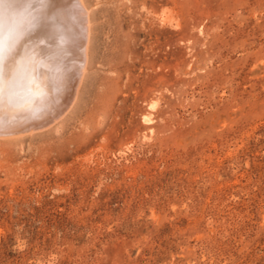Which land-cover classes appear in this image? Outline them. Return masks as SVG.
I'll return each instance as SVG.
<instances>
[{
  "label": "rangeland",
  "instance_id": "1",
  "mask_svg": "<svg viewBox=\"0 0 264 264\" xmlns=\"http://www.w3.org/2000/svg\"><path fill=\"white\" fill-rule=\"evenodd\" d=\"M35 1L0 0V264H264V0H81L89 57Z\"/></svg>",
  "mask_w": 264,
  "mask_h": 264
},
{
  "label": "bare ground",
  "instance_id": "2",
  "mask_svg": "<svg viewBox=\"0 0 264 264\" xmlns=\"http://www.w3.org/2000/svg\"><path fill=\"white\" fill-rule=\"evenodd\" d=\"M51 1V0H50ZM53 1V0H52ZM56 1H58V0H56ZM67 2H68V0H66ZM36 3H37V0L35 1ZM54 2V1H53ZM64 2V1H63ZM66 2V3H67ZM20 3V2H19ZM60 3V2H59ZM70 3H71V1H70ZM11 4V3H10ZM35 3H33V1L31 2H27V4L26 5H23V6H20L19 7V11L18 12H15V13H13V14H15L16 16H14V17H16V23H19V21H20V19H21V17L22 16H25V15H27V13H29L30 11H32V10H39L38 8H37V6L36 5H34ZM42 4V3H41ZM55 4H56V2H55ZM64 4V3H63ZM72 4V3H71ZM70 4V5H71ZM45 5V4H44ZM69 5V6H70ZM40 6V5H39ZM48 6V5H47ZM54 6V5H53ZM58 6V5H57ZM68 6V5H67ZM66 6V7H67ZM41 7V6H40ZM46 7V6H45ZM50 7V6H49ZM72 7H73V14H74V17H75V19L77 20V22L79 23V25H80V27H81V30H83V33H84V35H85V48H84V50H85V55H86V57H89V56H87L89 53V51H88V44H89V33H90V29H89V26H88V19H87V13H86V9H85V7H84V5L82 4V2H81V0H74V3H73V5H72ZM11 8V7H10ZM58 8H60V7H58ZM57 8V9H58ZM68 8V7H67ZM51 9V8H50ZM55 9V8H54ZM56 9V10H57ZM9 10H11V9H9ZM42 10H44V9H42ZM52 10V9H51ZM49 11V10H48ZM48 11H46V12H48ZM11 12V11H10ZM13 12V11H12ZM43 12V11H42ZM61 12V11H60ZM64 12V11H63ZM17 13H20V14H17ZM53 13H54V11H53ZM49 14H50V12H49ZM60 14V13H59ZM63 14V13H62ZM69 14V13H68ZM71 14V13H70ZM22 15V16H21ZM53 15V14H52ZM43 16V15H42ZM47 16H49V15H47ZM46 16V17H47ZM71 16H73V15H71ZM55 17V16H54ZM58 17V16H57ZM60 17V16H59ZM58 17V18H59ZM67 17V16H66ZM10 18V17H9ZM11 18H12V16H11ZM44 17H42V19H43ZM48 18V17H47ZM55 19V18H54ZM70 19H71V17H70ZM69 18H68V20L67 21H69L70 20ZM9 20V25L10 26H14V24L12 23V25H11V21L13 20L14 21V19H8ZM23 20V19H22ZM28 20H30V19H28ZM62 20V19H61ZM72 20V19H71ZM24 21V20H23ZM55 21V20H54ZM58 21H60L59 19H58ZM66 21V20H65ZM73 21V20H72ZM3 22H5L4 20H3ZM7 22V21H6ZM42 22V21H41ZM44 22V21H43ZM62 22H63V20H62ZM70 22V21H69ZM74 22V21H73ZM15 23V22H14ZM76 23V22H75ZM24 24V23H23ZM43 24V23H42ZM66 24V23H65ZM73 24V23H72ZM27 25V24H26ZM45 25V24H44ZM79 25L77 26V27H79ZM8 27L9 29H11V27ZM49 26V25H48ZM51 26H53V25H51ZM50 26V27H51ZM57 25H55L54 27H56ZM68 26H70V25H68ZM68 26H66V27H68ZM38 27V26H37ZM64 27V28H63ZM62 28H63V30L66 28L65 27V25L63 26ZM71 27V26H70ZM79 27V28H80ZM18 28V27H17ZM40 28V27H39ZM59 28V27H58ZM72 28V27H71ZM70 28V29H71ZM31 29V28H30ZM34 29H36V28H34ZM68 29V28H67ZM4 30H7V29H4ZM25 30V29H24ZM33 30V29H32ZM32 30L30 31V32H32ZM38 30V29H37ZM76 30H78V28H76ZM34 31V30H33ZM65 32H66V30H64ZM6 32V31H5ZM4 32V33H5ZM3 33V32H2ZM14 33H16V32H14ZM34 33H36V32H34ZM52 32H51V28H43V29H41L40 28V31L38 32V36H37V44L35 45V47L33 48V51L32 52H28L27 53V57H26V60L27 61H30L32 58H33V56L35 55V53H37V51H39L46 43H47V40L49 39V37H50V34H51ZM67 33V32H66ZM81 33V32H80ZM79 33V34H80ZM20 34V33H19ZM31 34H33V32L31 33ZM67 34H69V32L67 33ZM72 34H74V33H72ZM78 34V33H77ZM75 35V34H74ZM81 35V34H80ZM30 36V35H29ZM78 36V35H77ZM18 37V36H17ZM28 37V36H27ZM78 38H79V36H78ZM27 39V38H26ZM35 39V38H34ZM28 40V39H27ZM72 40H73V38H72ZM75 40V39H74ZM77 41H81V40H78V39H76ZM24 41V43H25V40H23ZM29 41V40H28ZM41 41H45V43H41ZM57 42V41H56ZM59 42V41H58ZM75 43V42H74ZM11 44V43H10ZM63 44V43H62ZM65 45V44H64ZM73 45V44H72ZM75 45H77V44H75ZM18 46V45H17ZM19 46H21L20 44H19ZM23 46H25V44L23 45ZM61 47V46H60ZM80 47V46H79ZM19 48V47H18ZM23 48H25V47H23ZM64 48V47H63ZM22 49H20L19 51H21ZM50 50H48V52H49ZM58 51V50H57ZM83 51V50H82ZM18 52V51H17ZM61 53V52H60ZM59 53V54H60ZM64 53V52H63ZM62 53V54H63ZM82 53V52H81ZM17 55V54H16ZM20 55V52H19V54L17 55V56H19ZM84 55V56H85ZM2 56V50H1V47H0V57ZM15 57V56H14ZM77 57V56H76ZM83 57V56H82ZM86 57H84L85 59H86ZM17 58V57H16ZM36 58V57H35ZM10 60L12 59V58H9ZM20 59H22V58H20ZM38 59V58H37ZM43 59V58H42ZM67 59V58H66ZM40 60V59H39ZM73 60H76V59H74L73 58ZM89 60V59H88ZM13 61V60H12ZM44 61V60H43ZM64 62H65V60H63ZM82 61V60H81ZM5 62V61H4ZM14 62H17V61H14ZM62 62V61H61ZM76 61H74L73 63H75ZM87 62V61H86ZM12 63V62H11ZM23 63V62H22ZM47 63H48V61H47ZM50 63V62H49ZM51 63H52V61H51ZM66 63V62H65ZM67 63H68V61H67ZM70 63H72V62H70ZM9 64V63H8ZM24 64V63H23ZM61 64H63V63H61ZM77 64H78V62H77ZM82 64V63H81ZM6 65H7V63H6ZM11 66H12V64H10ZM9 65V66H10ZM65 65V64H64ZM70 65V64H69ZM19 66H22V65H19ZM26 66H28V65H26ZM62 66V65H61ZM66 66V65H65ZM64 66V67H65ZM79 66V65H78ZM84 66H86V65H84ZM83 66V67H84ZM6 67V66H5ZM7 67H8V65H7ZM17 67V66H16ZM68 67V66H67ZM18 68V67H17ZM54 68H55V66H54ZM79 68V67H78ZM3 69H4V67H3ZM51 69V68H50ZM53 69V68H52ZM61 69H64V68H61ZM65 69H67V68H65ZM73 69V68H72ZM75 69V68H74ZM83 69V68H82ZM85 69H86V67L83 69L84 71H85ZM7 70H8V68H7ZM21 70H25V69H21ZM20 70V71H21ZM28 70V69H27ZM41 70V69H40ZM56 70H58V69H56ZM77 70V69H76ZM75 70V71H76ZM78 71L79 72V75H78V79H77V81H75L76 82V88H75V90H74V93H73V95L71 96V98H70V104H73V102L75 101V99H76V97H77V92H78V88H79V85H80V83H81V80H82V77H83V75H84V71ZM3 71H5V70H3ZM16 71V70H15ZM62 71V70H61ZM66 71V70H65ZM7 72V71H6ZM50 72V71H49ZM49 72H46V73H49ZM74 72V71H73ZM4 74H5V72H3ZM36 73V72H35ZM69 73H72L71 71L69 72ZM8 74V73H7ZM60 74H61V72H60ZM77 74V73H76ZM48 75V74H47ZM54 75H55V73H54ZM6 76V75H5ZM59 76H61V75H59ZM4 77V76H3ZM26 77V76H25ZM48 77V76H47ZM55 77H58V76H55ZM60 78V77H59ZM72 78H73V76H72ZM14 79H16V78H14ZM60 79H63V78H60ZM48 80H50V79H48ZM52 80V79H51ZM57 80V79H56ZM20 82H21V80H19ZM58 81H60V80H58ZM66 81V80H65ZM51 82V81H50ZM54 82V81H53ZM61 82V81H60ZM67 82V81H66ZM0 83H2L1 81H0ZM52 83V82H51ZM56 85V84H55ZM75 86V85H74ZM2 87H0V89H1ZM54 100H56L55 98H54ZM67 100V97H65V101ZM39 101V100H38ZM40 101H42V100H40ZM58 101V100H57ZM57 101H54L53 103H54V105H56L58 102ZM64 101V100H63ZM64 101V102H65ZM36 102V101H35ZM57 102V103H56ZM61 102V101H60ZM59 102V103H60ZM30 103V102H29ZM40 103V102H39ZM56 103V104H55ZM42 104V103H41ZM63 104V102H61V105ZM69 104V105H70ZM58 105V104H57ZM56 105V106H57ZM64 105V104H63ZM55 106V107H56ZM66 106V105H65ZM153 106V105H152ZM9 107V106H8ZM31 107V106H30ZM59 107V106H58ZM70 108V107H69ZM54 109V108H53ZM55 110V109H54ZM68 111V110H67ZM29 112H31V111H29ZM55 112H56V110H55ZM66 113V112H65ZM54 116V115H53ZM50 117V116H49ZM62 117V116H61ZM53 119V118H52ZM56 120V119H55ZM55 120L53 121L54 123H56L55 122ZM59 120V119H58ZM57 121V120H56ZM12 122V121H11ZM25 127V126H24ZM51 127V126H50ZM32 128V127H31ZM46 128H48V127H46ZM22 130H23V128H22ZM33 130V129H32ZM28 134H29V132H28ZM21 136H23V135H21Z\"/></svg>",
  "mask_w": 264,
  "mask_h": 264
}]
</instances>
